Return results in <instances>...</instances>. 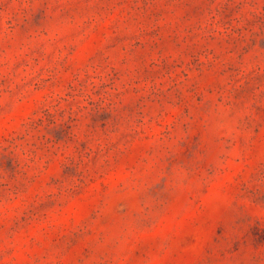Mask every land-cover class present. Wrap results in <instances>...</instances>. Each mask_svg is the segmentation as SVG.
I'll list each match as a JSON object with an SVG mask.
<instances>
[{
  "label": "rangeland",
  "instance_id": "obj_1",
  "mask_svg": "<svg viewBox=\"0 0 264 264\" xmlns=\"http://www.w3.org/2000/svg\"><path fill=\"white\" fill-rule=\"evenodd\" d=\"M0 264H264V0H0Z\"/></svg>",
  "mask_w": 264,
  "mask_h": 264
}]
</instances>
